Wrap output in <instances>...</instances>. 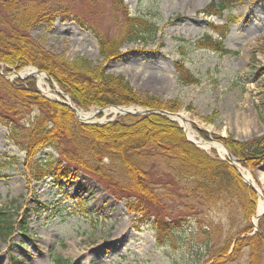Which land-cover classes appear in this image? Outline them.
<instances>
[{
  "label": "rangeland",
  "instance_id": "1",
  "mask_svg": "<svg viewBox=\"0 0 264 264\" xmlns=\"http://www.w3.org/2000/svg\"><path fill=\"white\" fill-rule=\"evenodd\" d=\"M210 2L60 0L61 7L70 9L69 16L59 15L50 27L38 24L29 33L55 55L68 60L84 56L101 63L107 73L123 75L142 97L176 102L172 112L183 111L204 143L217 142L230 152L222 140L244 141L264 133V0H235L221 16L201 11ZM126 15L146 17L157 24L156 40L126 42L117 57L104 61L94 33L116 36ZM206 34L220 40L228 52L199 46L197 42ZM3 69L0 64L3 74L10 73ZM180 70L183 81L178 78ZM32 78L41 95L62 98L56 93V97H48L36 77ZM15 79L7 77L10 82ZM47 84L53 91L49 81ZM97 108L78 109L93 115ZM105 110L87 122L105 124L123 116ZM25 121L16 118L19 124ZM203 150L228 158L214 148ZM49 155L58 156L52 148H43L35 159ZM32 164L0 124V214L15 228L9 237L0 234V264H9L12 258V264H58L56 257L64 264H202L209 241L231 229L227 207H204L172 197L163 183L169 175L158 169L151 173L153 182L164 194L174 222L168 237L158 234L152 222H140L127 211L120 196L106 191L86 172L73 170L63 161L55 164L60 169L65 166L61 175L55 171L37 181L30 172ZM234 164L252 175L251 184L259 188L264 201V161L253 169L244 167L239 159ZM259 201L257 196L256 206ZM232 264H245L244 257Z\"/></svg>",
  "mask_w": 264,
  "mask_h": 264
},
{
  "label": "trees",
  "instance_id": "2",
  "mask_svg": "<svg viewBox=\"0 0 264 264\" xmlns=\"http://www.w3.org/2000/svg\"><path fill=\"white\" fill-rule=\"evenodd\" d=\"M234 2L211 0L201 11L221 16ZM59 3L60 0H0L3 71H19L26 66L38 68L49 74L80 109L93 105L176 109V102L142 97L123 75L107 73L101 63L84 56L68 60L34 40L29 29L38 24L50 27L57 16H69L70 9H64ZM157 31V24L148 18L126 15L116 36L105 38L99 33L94 36L101 59L107 61L117 57L126 42H154ZM197 44L221 54L228 52L220 40L207 34ZM183 77L180 70L178 78L183 81ZM17 117L26 121L19 124ZM0 124L25 151L26 158H30L33 179L40 181L49 174L61 175L65 166L60 169L55 164L64 161L73 170L97 179L106 191L120 196L128 212L134 213L140 222H152L163 237L173 233L174 222L168 214L170 208L163 200L164 194L156 187L151 173L158 169L160 174H168L163 180L164 189L172 197L190 199L204 207L228 208L226 219L235 231L230 229L209 241L207 258L202 264H232L243 257L245 264H264V214L258 221L257 231L252 223L257 203L255 190L242 180L228 159L223 160L214 151L207 152L192 144L179 124L164 115L126 114L105 124L81 123L69 106L41 95L32 77L10 82L0 75ZM201 135L205 137V133ZM222 142L244 167L253 169L264 161V133L249 140ZM43 148L56 151L57 159L52 155L35 159ZM0 215V234L9 237L15 228L5 215ZM204 233L209 236L208 232ZM63 261L56 257L58 264H64Z\"/></svg>",
  "mask_w": 264,
  "mask_h": 264
},
{
  "label": "water",
  "instance_id": "3",
  "mask_svg": "<svg viewBox=\"0 0 264 264\" xmlns=\"http://www.w3.org/2000/svg\"><path fill=\"white\" fill-rule=\"evenodd\" d=\"M34 72L35 73H37V72L39 73V72H42V71H40L39 69H35L34 68ZM19 73H20V71H16L15 70V71H13L11 73V75H14L15 77H19L21 79H24L26 77H35L34 74H27L26 76H21V75H19ZM42 73H44V72H42ZM45 74H46L47 80L50 82V84L53 87V91H55L56 94H58L59 96L62 97V98L58 99L59 102L69 106L73 110V112L76 114V116L78 117V119L81 122H87L89 119H92V117H90V118L88 117L87 119H82L80 117V115H78V107L76 105H74L70 95L63 93V91L60 90V88H58L57 84L53 81L52 77L49 74H47V73H45ZM0 75H2L3 77H7L9 74H3L1 72V70H0ZM113 108H117L118 109L117 113L120 114V115L131 114V115H134V116H138V115H148L149 113L158 114V115L160 114V115H164L165 117H167L170 121L173 120L175 122H177L175 117L180 116V113H178V112H172V111L168 112V111L163 110V109L155 110V109L149 108V107L148 108H141V107H138V106L137 107L136 106H115ZM104 109H108V108H105V106L101 107V108H97L93 112V117L95 116V114L103 112ZM195 144L198 146L197 143H195ZM225 152H226V155L228 156L230 164H232L235 167V169L237 170L238 175L240 174V175L243 176V174H241L240 170H238L236 164H234L235 162H238V159H235L233 157V155L228 150L225 149ZM243 180H244L245 183L249 184L248 182H246L244 177H243ZM250 185H252V184L250 183ZM252 187L254 188L253 185H252ZM263 206H264V203H263ZM263 213H264V209H263V212H261V213L256 212V214L252 217L253 218V226H254L253 229L254 230H258L257 229V222L261 219L260 217L263 215Z\"/></svg>",
  "mask_w": 264,
  "mask_h": 264
},
{
  "label": "bare ground",
  "instance_id": "4",
  "mask_svg": "<svg viewBox=\"0 0 264 264\" xmlns=\"http://www.w3.org/2000/svg\"><path fill=\"white\" fill-rule=\"evenodd\" d=\"M27 74H34V76L36 77L37 79V84H39V87L41 88L42 92L47 95L48 97L51 96V97H56V95L54 94L55 91H51V88H50V85L47 84V77H46V74L45 73H42V72H37L35 73L34 72V68L32 67H27L26 69L22 70L19 75L21 76H26ZM12 78L15 77L14 75L11 76ZM111 112L113 114L117 113L118 109L117 108H113V107H110L108 109L105 110V112ZM78 115H80V117L82 119H87L88 117H93L92 113L90 112H86V111H83V110H78ZM175 119L180 122L185 130H186V133L188 135V137L191 139V140H195L196 143L203 149H211V148H214L215 150H217L218 153H220L222 156L226 154L225 152V148L219 144V143H207V142H203L198 136H197V133L192 131L191 129V126H190V122H189V118L188 116L183 112L181 111L180 112V116L178 117H175ZM240 171L241 173L243 174L244 176V179L248 182V183H252L254 184V182L252 181V175L245 169L243 168H240ZM261 178H262V182H264V173L261 172ZM256 188L259 190V188L256 186ZM261 193L259 192V195ZM258 209H257V212L258 213H261L263 212V209H264V206H263V200L260 196V201L258 202V205H257ZM255 219V218H254Z\"/></svg>",
  "mask_w": 264,
  "mask_h": 264
}]
</instances>
